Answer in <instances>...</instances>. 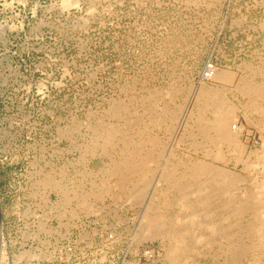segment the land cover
I'll use <instances>...</instances> for the list:
<instances>
[{"label": "rangeland", "instance_id": "374dc122", "mask_svg": "<svg viewBox=\"0 0 264 264\" xmlns=\"http://www.w3.org/2000/svg\"><path fill=\"white\" fill-rule=\"evenodd\" d=\"M263 185L264 0H0L5 264H264Z\"/></svg>", "mask_w": 264, "mask_h": 264}, {"label": "bare ground", "instance_id": "6f19581e", "mask_svg": "<svg viewBox=\"0 0 264 264\" xmlns=\"http://www.w3.org/2000/svg\"><path fill=\"white\" fill-rule=\"evenodd\" d=\"M69 2H71L72 0H68ZM75 1V0H74ZM220 74V76H222V77H228V75H230V74H225V73H222V72H220L219 73ZM249 82V81H248ZM250 85V84H249ZM259 88V87H258ZM260 89V88H259ZM261 91V90H260ZM174 95V94H173ZM261 95H262V93H261ZM261 97V96H260ZM223 107V106H222ZM167 109V108H166ZM165 109V110H166ZM173 110V109H172ZM220 112H222V115H220V118H219V121H218V127H219V130H220V133L223 135V137L224 138H229L230 136L232 137L233 136V132L231 131V128H230V120H231V117H232V115L230 114V112H228V111H225L224 112V110L223 111H220ZM218 116H219V114H218ZM151 118V117H150ZM153 118V117H152ZM159 118V117H158ZM155 119V118H154ZM131 122V121H130ZM136 123V122H135ZM232 134V135H231ZM131 136V135H130ZM144 138V137H143ZM218 138V137H217ZM233 138V137H232ZM232 138H230V139H232ZM157 139V138H156ZM213 139V138H212ZM229 139V140H230ZM227 140V139H226ZM111 141V140H110ZM144 141V140H143ZM142 141V142H143ZM151 141V140H150ZM231 141V140H230ZM153 143V142H152ZM139 144V143H138ZM155 145V144H154ZM216 146V145H215ZM154 147V146H153ZM153 151V150H152ZM149 153V152H148ZM148 153H147V155H148ZM158 153V152H157ZM136 154V153H135ZM141 154V153H140ZM130 156V155H129ZM158 156V155H157ZM125 158H126V156H125ZM124 159V158H123ZM144 161V160H143ZM142 161V162H143ZM112 162H114V161H112ZM122 162V161H121ZM118 163H119V161H118ZM203 163V162H202ZM201 163V164H202ZM125 164V163H124ZM132 164H134V163H132ZM201 164H199V165H201ZM198 165V164H197ZM200 167H203V166H199V168ZM130 168H131V166H130ZM133 168H137L136 166L135 167H133ZM208 168H209V166H208ZM207 168V169H208ZM118 169H119V167H118ZM144 169V168H143ZM206 169V168H205ZM129 170V169H128ZM201 170V169H200ZM209 171H212V170H210V169H208ZM115 171V170H114ZM119 171V170H118ZM140 171V170H139ZM194 171V170H193ZM203 171V170H202ZM117 172V171H116ZM121 172V171H120ZM130 172V171H129ZM195 173L196 172H198V171H194ZM206 173H208L207 171H205ZM205 172H202L203 174L205 173ZM233 172V171H232ZM166 173H168V171L166 172ZM121 174H123L122 172H121ZM184 174V173H183ZM187 174H189V173H187ZM199 174V173H198ZM229 174V173H228ZM112 175H113V173H112ZM168 175H169V173H168ZM186 175V174H185ZM191 175H192V173H191ZM194 175V174H193ZM110 176V175H109ZM120 176V175H119ZM118 176V177H119ZM132 176H133V174H132ZM142 176V175H141ZM195 176V175H194ZM138 177V176H137ZM166 177V176H165ZM175 177H177V176H175ZM109 178V177H108ZM124 178V177H123ZM140 178V177H139ZM146 178V177H145ZM120 179H122L121 177H120ZM125 179V178H124ZM127 179V178H126ZM129 179V178H128ZM168 180V179H167ZM130 181H131V179H130ZM137 181H138V179H137ZM176 181V180H175ZM235 181V180H234ZM114 182V184H115V182L116 181H113ZM123 182V181H122ZM139 182V181H138ZM112 183V182H111ZM145 183H146V181H145ZM142 184H144V183H142ZM110 185V184H109ZM108 185V186H109ZM120 185V184H119ZM118 185V186H119ZM122 185V184H121ZM123 185H124V182H123ZM126 186V185H125ZM134 186V185H133ZM264 186V185H263ZM103 187V186H102ZM101 187V188H102ZM113 187V186H112ZM121 187V186H120ZM119 188V187H118ZM124 188V187H123ZM129 188V187H128ZM142 188V187H141ZM264 188V187H263ZM109 190V189H108ZM258 190V189H257ZM121 191H122V189H121ZM131 191V190H130ZM129 191V192H130ZM133 191V190H132ZM139 191V190H138ZM101 192V191H100ZM131 193H133V192H131ZM97 194V193H96ZM123 194V193H122ZM100 195V194H99ZM142 195V194H141ZM122 196V195H121ZM131 196H133V195H131ZM103 197V196H102ZM136 197V196H135ZM100 198V197H99ZM134 199V198H133ZM91 208V207H90ZM260 209V208H259ZM261 210V209H260ZM256 230V229H255ZM0 264H5L4 263V258H3V253H1V256H0Z\"/></svg>", "mask_w": 264, "mask_h": 264}, {"label": "built area", "instance_id": "2783aa9c", "mask_svg": "<svg viewBox=\"0 0 264 264\" xmlns=\"http://www.w3.org/2000/svg\"><path fill=\"white\" fill-rule=\"evenodd\" d=\"M215 72V66L213 63L208 62V64L205 66L203 72H202V78L208 79L210 78Z\"/></svg>", "mask_w": 264, "mask_h": 264}, {"label": "water", "instance_id": "95a60500", "mask_svg": "<svg viewBox=\"0 0 264 264\" xmlns=\"http://www.w3.org/2000/svg\"><path fill=\"white\" fill-rule=\"evenodd\" d=\"M2 223H3V213L0 204V255H1V248H2Z\"/></svg>", "mask_w": 264, "mask_h": 264}]
</instances>
